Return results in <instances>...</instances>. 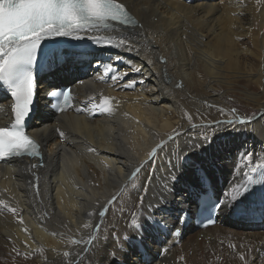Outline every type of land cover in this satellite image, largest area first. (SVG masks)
Returning <instances> with one entry per match:
<instances>
[{
    "label": "bare ground",
    "instance_id": "1",
    "mask_svg": "<svg viewBox=\"0 0 264 264\" xmlns=\"http://www.w3.org/2000/svg\"><path fill=\"white\" fill-rule=\"evenodd\" d=\"M191 1L113 0L133 25L89 28L42 56L29 132L43 160L0 163V264H264L256 217L224 205L214 227L179 225L197 212L194 193L209 186L227 202L264 163V0ZM67 82L76 104L57 113L47 92ZM12 113L0 78V127ZM204 134L210 142L192 148Z\"/></svg>",
    "mask_w": 264,
    "mask_h": 264
},
{
    "label": "snow or ice",
    "instance_id": "2",
    "mask_svg": "<svg viewBox=\"0 0 264 264\" xmlns=\"http://www.w3.org/2000/svg\"><path fill=\"white\" fill-rule=\"evenodd\" d=\"M108 20L118 21L121 24L131 22L123 6L114 3L113 0H0V78H11L14 75L13 69L17 65H34L41 43L46 38H83L79 35L80 33L97 24L106 27ZM105 71H110V68L106 67ZM136 71H140V69L137 68ZM127 75L128 72H124L114 78L123 80ZM135 83L137 81H131L132 86ZM14 87L12 95L17 101L13 108L15 124L11 129L0 127V158L24 155L35 157L39 155L37 143L23 131L17 130L31 110V102L34 97L33 72H24ZM64 99L67 101V95ZM232 112L235 117L236 111L233 109ZM244 123H248V121L243 118L240 120H216L212 125L206 127L213 129V135L218 128H236L238 124ZM211 136L204 134L201 139L193 140L191 147L198 148L202 144L209 143ZM156 152L157 150H153L152 155H156ZM172 167L175 169L177 165L173 164ZM141 170L137 168L132 175H138ZM169 175L172 174L169 173ZM172 179L175 180V176H172ZM251 183L253 182L249 180L240 185L236 189L237 195L232 198V201L247 192ZM240 188L243 191H240ZM221 205L230 206L221 200L217 205V211L221 209ZM105 215L104 211L99 212V216ZM130 223L131 227L136 229L140 226V219L134 216ZM175 234H179L178 228L175 230ZM65 255L69 254L65 253ZM110 256L114 258L115 252L110 253ZM240 258L243 260L244 256L241 255Z\"/></svg>",
    "mask_w": 264,
    "mask_h": 264
},
{
    "label": "rangeland",
    "instance_id": "3",
    "mask_svg": "<svg viewBox=\"0 0 264 264\" xmlns=\"http://www.w3.org/2000/svg\"><path fill=\"white\" fill-rule=\"evenodd\" d=\"M188 3V2H187ZM190 4H192L193 3V0L191 1V2H189ZM140 22V21H139ZM141 27V25L139 26V28ZM138 28V29H139ZM80 39V38H79ZM80 40H82V39H80ZM243 42H247L246 40H242ZM242 42V43H243ZM59 63V62H58ZM63 63V62H62ZM62 63H59V64H57V61H54L53 62V66H51V68H53L54 66H60V64H62ZM91 68V67H90ZM44 71L46 70V69H43ZM50 71H54V69H50ZM50 71H48V72H50ZM89 72H91V69H90V71ZM71 81V80H70ZM54 83H56V82H54ZM59 83V82H58ZM72 83L73 82H71V83H69V82H67V83H65V84H69V86H72ZM57 84H55V86H56ZM58 86H60V85H58ZM249 89L252 91V92H257L256 91V89H254V88H252V87H249ZM228 102H230L234 107H236L235 109H238V111L239 112H245V113H247L249 116H253V115H255L256 114V111H253L251 108L252 107H245L244 106V104H241V102L239 101V99H236V98H233V97H226L225 98ZM256 116V115H255ZM35 121V120H34ZM199 184V183H198ZM224 184V183H223ZM219 189H221V187H220V184H219ZM201 192H203V191H201ZM201 192H198V193H194L193 194V200L194 201H196L197 202V199H198V197H199V195L201 194ZM182 210H180V212H181ZM179 212V213H180ZM182 214V213H181ZM190 215H193V213L192 212H190ZM179 218L180 217H178V220H179ZM229 218V217H228ZM238 222H242V221H238ZM152 223L154 224V222L152 221ZM242 223H244V222H242ZM191 224H192V222H191ZM155 225V224H154ZM193 225V224H192ZM191 225V226H192ZM193 228H194V230H198L194 225H193ZM123 236H124V238L125 237H127L128 235L127 234H123ZM128 242H132V243H135L136 245H137V247H139V248H143V249H145V246H144V240H140V239H134V240H130V241H128ZM206 245H208L207 243H206ZM146 248H147V246H146ZM145 255H146V252H145ZM129 264H131V263H129Z\"/></svg>",
    "mask_w": 264,
    "mask_h": 264
},
{
    "label": "water",
    "instance_id": "4",
    "mask_svg": "<svg viewBox=\"0 0 264 264\" xmlns=\"http://www.w3.org/2000/svg\"><path fill=\"white\" fill-rule=\"evenodd\" d=\"M57 40H60V39H57ZM52 39H48V41H47V45L49 44V43H51V45L55 42V41H53ZM58 43L60 42V41H57ZM72 45H76V44H72ZM43 56V55H42ZM42 56H41V58H42ZM41 58H40V60H41Z\"/></svg>",
    "mask_w": 264,
    "mask_h": 264
}]
</instances>
